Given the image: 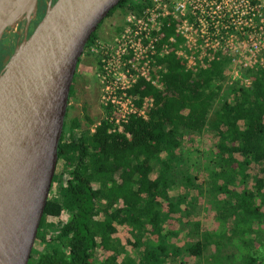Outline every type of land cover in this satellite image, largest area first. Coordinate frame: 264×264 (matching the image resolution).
<instances>
[{"label": "trees", "instance_id": "1", "mask_svg": "<svg viewBox=\"0 0 264 264\" xmlns=\"http://www.w3.org/2000/svg\"><path fill=\"white\" fill-rule=\"evenodd\" d=\"M145 7L144 0H121L107 18L118 12L123 22ZM258 13L257 27L264 30V0ZM177 25L163 21L155 56L161 70L150 73L154 84L140 78L125 90L134 112L118 126L109 102L90 134L65 140V132L80 125L64 121L54 180L69 172L60 200H47L36 240L45 217L63 211L69 217L59 244L29 264H98L99 250L107 254L101 264H257V238L248 235L264 226V68L243 71L247 88L229 81L226 60L187 70L176 55ZM97 31L85 49L98 43ZM171 38L176 43L160 55ZM162 154L167 159L159 161ZM178 187L184 193L172 197ZM207 208L216 229L207 230L200 218ZM118 227L130 236L136 259L118 263L127 253L113 237Z\"/></svg>", "mask_w": 264, "mask_h": 264}, {"label": "water", "instance_id": "2", "mask_svg": "<svg viewBox=\"0 0 264 264\" xmlns=\"http://www.w3.org/2000/svg\"><path fill=\"white\" fill-rule=\"evenodd\" d=\"M121 0H56L0 70V208L16 193L0 264H29L54 179L70 89L91 36ZM16 0H0V45Z\"/></svg>", "mask_w": 264, "mask_h": 264}, {"label": "built area", "instance_id": "3", "mask_svg": "<svg viewBox=\"0 0 264 264\" xmlns=\"http://www.w3.org/2000/svg\"><path fill=\"white\" fill-rule=\"evenodd\" d=\"M144 1L142 15L128 13L111 44L107 47L100 46L101 42L96 44L100 48L101 84L106 91L110 85L120 90L114 96L110 93L102 97L116 107L117 115L119 100L130 103L125 90L140 78L154 84L150 73L161 70L155 56L165 19L178 22L176 34L181 41L176 46V55L184 60L187 70L204 69L219 60H226L227 65L238 67L242 73L257 66L264 68L259 58L260 52H264V30L257 27L260 0ZM175 43L171 38L160 55L167 54ZM129 107L117 124L134 112L131 103Z\"/></svg>", "mask_w": 264, "mask_h": 264}, {"label": "rangeland", "instance_id": "4", "mask_svg": "<svg viewBox=\"0 0 264 264\" xmlns=\"http://www.w3.org/2000/svg\"><path fill=\"white\" fill-rule=\"evenodd\" d=\"M48 1V0H46ZM55 0H49L48 5L45 8V11L42 14H45L48 6L54 3ZM44 0H37L36 13L34 17L29 20V23H26L25 20L20 22V24H11L4 35L3 41L0 46V70L2 69L4 62L14 53L17 47L29 37V35L34 30L37 23L44 16L37 15L38 5H41ZM122 15L118 12L114 13L111 17L107 18L103 25L97 32V41L101 42L100 46L107 47L111 44L112 40L117 34H114L115 29L119 28L122 25ZM100 58V48L96 47V44H92L87 49H85L80 58V63L76 72L75 83L73 87V95L70 100H68V106L66 111V125L67 127L70 125L73 119L79 121L80 127L75 130L72 134L68 131L65 132L64 139L67 140L69 137L78 138L84 136L85 134H90L93 132L94 127L98 124V122L103 117V106L105 105V101L102 99L106 94H110L114 96L120 90L115 87L109 86V91H106L104 84H101L100 78L101 75V65L98 66L97 62L94 60ZM259 58L264 63V52H260ZM229 77V81L235 83L239 87L247 88L250 85V78L242 73L238 67L233 68L229 65H226ZM119 90V91H118ZM118 91V92H117ZM107 95V96H108ZM118 96V95H117ZM119 97V96H118ZM117 97V98H118ZM119 104L116 105L118 110L120 111L118 116L119 120L122 114H124L129 107V101L119 100ZM118 126V124H117ZM202 145V141H198ZM196 143V144H197ZM187 147V146H186ZM189 148V147H188ZM166 155L162 154L160 156L159 161L166 160ZM182 166L181 163H177ZM69 170L65 169L63 172H59L55 180L53 179L52 186L50 189L49 197H53L56 200H60V189L63 187L64 180L67 179V173ZM156 175V171L152 173V178ZM179 178H182L181 175ZM179 182L180 179H175ZM181 181V180H180ZM201 179L197 180L199 184ZM184 193V188L178 187L174 191H172L171 196L175 197L179 194ZM195 194V191H190L189 198H191ZM103 204L105 202H102ZM203 208V206L201 207ZM200 218H203L204 224L207 230L216 229L218 223L212 220L213 214L210 213L209 209L207 210L201 209ZM69 213L63 211L62 215L58 218L53 217H45L43 221V226L40 231L41 238L35 241L33 250H32V261L34 262L39 253L49 252L53 247L59 244V240L57 239L59 234V229L63 223L68 220ZM185 220V219H184ZM257 231L255 234H249V238L255 240V244L252 246V255L257 261V264H264V226ZM258 236V237H257ZM114 238L120 241V245L125 246L126 254H120L118 258V263L122 261H126L128 258H137L138 255L136 251H134L128 244V240L130 236L127 232L122 228L118 227L116 234L113 236ZM107 254L102 250H99L97 253V260L100 259L98 264H101L103 260L106 258Z\"/></svg>", "mask_w": 264, "mask_h": 264}, {"label": "bare ground", "instance_id": "5", "mask_svg": "<svg viewBox=\"0 0 264 264\" xmlns=\"http://www.w3.org/2000/svg\"><path fill=\"white\" fill-rule=\"evenodd\" d=\"M35 6V0H16L12 12L10 14L9 22H15L16 20L23 18L25 16L30 15ZM18 201L16 193L12 194L10 199L6 200V207L0 208V253L3 249V246L9 241L10 231L11 228V215L13 211V206Z\"/></svg>", "mask_w": 264, "mask_h": 264}, {"label": "flooded vegetation", "instance_id": "6", "mask_svg": "<svg viewBox=\"0 0 264 264\" xmlns=\"http://www.w3.org/2000/svg\"><path fill=\"white\" fill-rule=\"evenodd\" d=\"M49 1V0H48ZM48 1L44 0V2L41 4V5H38V8H37V15L38 16H43L44 14H42V12L45 11V8L47 7L48 5ZM56 1V0H55ZM54 1V2H55ZM98 32V31H97ZM1 46V45H0ZM80 62V61H79ZM78 66H79V63H78ZM78 66H77V69H78ZM77 69H76V72H77ZM75 77H76V74H75ZM75 77H74V80L72 82V86H71V89H70V94H69V100L72 98V95H73V87H74V83H75Z\"/></svg>", "mask_w": 264, "mask_h": 264}]
</instances>
